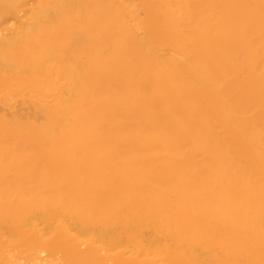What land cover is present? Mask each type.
<instances>
[{
	"label": "bare ground",
	"instance_id": "1",
	"mask_svg": "<svg viewBox=\"0 0 264 264\" xmlns=\"http://www.w3.org/2000/svg\"><path fill=\"white\" fill-rule=\"evenodd\" d=\"M0 264H264V0H0Z\"/></svg>",
	"mask_w": 264,
	"mask_h": 264
}]
</instances>
